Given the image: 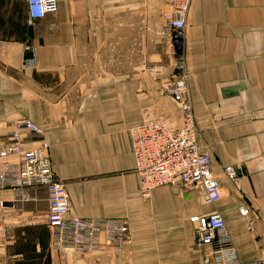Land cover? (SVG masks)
Instances as JSON below:
<instances>
[{
    "label": "crops",
    "instance_id": "1",
    "mask_svg": "<svg viewBox=\"0 0 264 264\" xmlns=\"http://www.w3.org/2000/svg\"><path fill=\"white\" fill-rule=\"evenodd\" d=\"M167 9L166 0H58L55 12L28 25L26 0H0V147L14 119H31L66 183L69 215L127 221L128 247L83 253V264H201L189 217L213 210L239 259L264 262V0H191L186 18L197 141L222 186L215 204L172 185L145 198L134 171L130 129L158 114L181 121L161 89L172 73ZM37 144L23 135L25 147ZM226 165L236 167V181ZM31 195L13 205L12 191H0V264H58L57 250L72 249L55 246L46 189ZM240 205L250 209L252 230Z\"/></svg>",
    "mask_w": 264,
    "mask_h": 264
},
{
    "label": "built area",
    "instance_id": "2",
    "mask_svg": "<svg viewBox=\"0 0 264 264\" xmlns=\"http://www.w3.org/2000/svg\"><path fill=\"white\" fill-rule=\"evenodd\" d=\"M162 34L168 36L172 54V73L161 81V89L181 111L178 124L165 114L148 116L130 129L134 171L139 178L140 193L149 197L161 185L180 186L202 191L206 201L215 204L222 195V186L211 168V157L197 141L195 116L185 72V27L191 0H166ZM27 24L57 10L58 0H26ZM1 41V36H0ZM161 72L160 67L153 68ZM41 127L29 118L13 120L7 140L0 147V191H12V204L33 199L32 191L44 187L47 192L46 223L55 246L71 247L81 253H91L108 247L122 251L131 244L129 224L123 218L83 217L69 215L70 197L66 183L51 166L48 143ZM37 138L38 144L23 145V135ZM223 173L236 181L237 169L226 165ZM4 201L0 199V207ZM249 230L253 216L249 207L240 205ZM194 225L195 244L202 248L201 264H264L260 260L243 263L234 247L232 236L222 215L213 210L189 217Z\"/></svg>",
    "mask_w": 264,
    "mask_h": 264
},
{
    "label": "rangeland",
    "instance_id": "3",
    "mask_svg": "<svg viewBox=\"0 0 264 264\" xmlns=\"http://www.w3.org/2000/svg\"><path fill=\"white\" fill-rule=\"evenodd\" d=\"M168 41H169L168 45H169L170 56L172 57L170 40ZM156 67H159V65L152 66L151 68H156ZM57 256L59 257V260H60L58 264H68L69 261H70V264H83V253L72 250V249L63 248V249L57 250Z\"/></svg>",
    "mask_w": 264,
    "mask_h": 264
}]
</instances>
